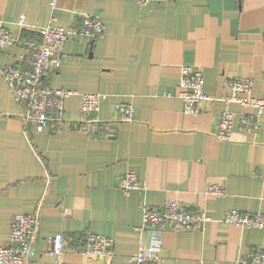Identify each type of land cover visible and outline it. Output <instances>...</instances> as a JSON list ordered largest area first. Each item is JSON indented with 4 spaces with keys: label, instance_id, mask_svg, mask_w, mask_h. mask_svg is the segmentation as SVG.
I'll list each match as a JSON object with an SVG mask.
<instances>
[{
    "label": "crops",
    "instance_id": "1",
    "mask_svg": "<svg viewBox=\"0 0 264 264\" xmlns=\"http://www.w3.org/2000/svg\"><path fill=\"white\" fill-rule=\"evenodd\" d=\"M85 14L104 23L101 36L80 34ZM54 23L68 31L60 64L47 80L54 88L103 92L101 126L87 136L77 128L79 95L64 101L54 130L23 123L20 104L0 74V245L9 242L16 213L38 217L35 252L27 264H52L49 237L61 233L64 262L85 263L86 232L113 239L108 255L94 264H128L136 250L143 205L170 200L201 208L212 217L201 232L165 230L161 264H238L264 249L263 228H239L220 219L229 209L264 215V108L258 128L236 120L229 140L215 137L220 111L236 117L253 108L218 99L225 78L248 77L252 96L264 98V0H0V27L33 39L28 26ZM23 20L24 25L18 22ZM30 61L28 47L0 50V66ZM203 71L200 112H183L173 94L181 64ZM209 97V98H208ZM117 103L133 106L121 120ZM132 170L146 188L123 193L122 175ZM209 183L223 196L204 192Z\"/></svg>",
    "mask_w": 264,
    "mask_h": 264
},
{
    "label": "built area",
    "instance_id": "2",
    "mask_svg": "<svg viewBox=\"0 0 264 264\" xmlns=\"http://www.w3.org/2000/svg\"><path fill=\"white\" fill-rule=\"evenodd\" d=\"M138 4H147L163 0H134ZM57 0H49L54 9ZM55 16L43 27L28 26L34 32L33 39L20 38L13 35L7 28L0 27V50L20 43L30 50V61L22 56L10 63L0 66V74L20 104V118L23 123L33 122L37 131L54 130L63 120L64 101L74 94L79 95L80 119L77 128L87 136L96 134L101 126L97 112L102 100L107 97L103 92H76L71 89L54 88L47 80V73L52 66H58L63 46L69 31L62 25L54 23ZM23 26V20L18 22ZM104 31L103 21L94 15L85 14L82 19L80 34L91 37L101 36ZM180 78L177 89L173 92L183 102V112L197 115L200 112L199 102L207 98L203 93L202 68L192 64L179 66ZM224 93L218 99L225 103H237L253 108L255 112H244L238 117L227 110L220 111L215 137L229 140L233 126L237 120L240 129L254 132L258 128V115L264 108V98L252 96V80L248 77L225 78L222 82ZM209 98V97H208ZM121 120H130L133 106L129 103H117ZM123 193L130 190H143L147 183L140 180L132 170L125 172L119 184ZM204 192L212 196H223L225 189L218 183H209ZM212 217L204 209L185 206L180 200L165 202L160 208L143 205L140 224L135 226L138 231L148 230L145 238L139 237L136 250L128 256V264H161L162 234L165 230L201 232L207 221ZM220 221L226 225L239 228H263L264 215L261 212H242L229 209ZM38 217L36 214L16 213L10 222L9 242L0 245V264H27L29 257L35 252L34 243L37 236ZM52 246L47 254L52 257V264H94L108 255L113 247V239L91 231L86 232L80 251L86 258L85 263L64 262L60 255L64 250V237L57 233L49 237ZM238 264H264V249H256L248 259L239 260Z\"/></svg>",
    "mask_w": 264,
    "mask_h": 264
}]
</instances>
